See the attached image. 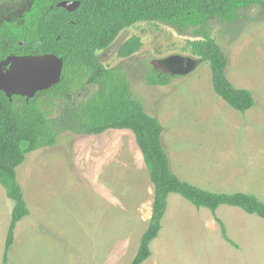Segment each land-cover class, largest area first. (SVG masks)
<instances>
[{"label": "rangeland", "instance_id": "1", "mask_svg": "<svg viewBox=\"0 0 264 264\" xmlns=\"http://www.w3.org/2000/svg\"><path fill=\"white\" fill-rule=\"evenodd\" d=\"M32 1L0 0V26L20 21ZM238 13L233 22L211 19L207 29L227 58L229 81L253 94L255 104L243 113L215 94L209 63L190 50L189 41L200 38L194 29L137 22L96 55L105 66L121 65L131 95L158 119L173 173L212 192L243 191L264 202V7L254 4ZM2 36L5 47L12 45L7 32ZM132 36L140 48L119 56L120 45ZM171 55L193 57L198 64L165 85H150L146 73H169L158 61ZM142 159L125 129L62 132L53 145L27 153L16 168L17 181L31 194L30 207L35 205L33 214L43 226L32 214L16 223L7 264H130L153 201ZM41 201L48 204L44 209ZM7 207L11 212L13 201L0 184V264ZM213 215L170 193L151 254L140 264H264L263 218L219 205L215 215L228 241Z\"/></svg>", "mask_w": 264, "mask_h": 264}, {"label": "trees", "instance_id": "2", "mask_svg": "<svg viewBox=\"0 0 264 264\" xmlns=\"http://www.w3.org/2000/svg\"><path fill=\"white\" fill-rule=\"evenodd\" d=\"M60 1L33 0L20 21H4L0 26V60L9 54L52 53L63 61L60 81L29 99L13 95L10 100L0 90V184L13 201L3 264H7L16 223L29 214L16 168L27 153L53 145L62 132L93 135L107 129H125L133 133L153 186V201L148 226L130 264H140L150 256L149 244L161 228L170 193L180 194L196 207L210 209L228 241L225 225L215 215L219 205L239 207L264 219V202L255 194L212 192L173 173L158 119L131 95L121 65L105 66L96 55L122 29L137 22L160 21L180 32L194 29L200 38L189 41L190 50L200 61L209 63L215 94L243 113L255 104L253 94L229 81L225 73L227 58L207 25L213 18L233 22L240 9L254 4L264 7V0H78L80 4L73 11L57 7ZM2 32L13 40L9 47L3 45ZM141 44L132 36L117 53L130 56ZM172 77L159 71L146 73L150 85H165ZM54 105L56 111L51 108Z\"/></svg>", "mask_w": 264, "mask_h": 264}, {"label": "water", "instance_id": "3", "mask_svg": "<svg viewBox=\"0 0 264 264\" xmlns=\"http://www.w3.org/2000/svg\"><path fill=\"white\" fill-rule=\"evenodd\" d=\"M79 4L78 0H63L56 6L73 11ZM158 64L172 75H184L196 68L198 59L171 55L159 60ZM62 66V58L52 53L8 55L0 60V90L10 100L13 95L29 99L38 91L56 85L61 78Z\"/></svg>", "mask_w": 264, "mask_h": 264}, {"label": "crops", "instance_id": "4", "mask_svg": "<svg viewBox=\"0 0 264 264\" xmlns=\"http://www.w3.org/2000/svg\"><path fill=\"white\" fill-rule=\"evenodd\" d=\"M143 160V159H142ZM144 163V162H143ZM147 170V169H146ZM22 189V188H21ZM153 189H151V192H150V195H152V193H153V191H152ZM22 192H23V190H22ZM23 196H24V198H25V201H26V203H27V206H28V208H29V215H31L32 214V216L34 215L33 213H34V207H35V205H34V207L33 208H31L30 207V204L31 203H34L35 201H33L32 199H31V194L30 193H23ZM43 199V198H42ZM42 199H40V200H42ZM30 203V204H29ZM152 203V202H151ZM40 208L41 209H44L48 204H45L43 201H41L40 203ZM11 205V204H10ZM12 206V205H11ZM7 210H8V207H7ZM8 214H9V220L8 221H5V223H4V228H5V231H4V239H3V252H2V258H1V264H3V255H4V252H5V242H6V237H7V232H8V227H9V223H10V219H11V212H10V209L8 210ZM34 218L35 219H39L36 215H34ZM40 220V219H39ZM41 222H42V220H40ZM33 225H34V222H33ZM42 226H43V222H42V224H41ZM36 227V226H35ZM37 234H39L38 232H36ZM9 250H10V248H9ZM9 250H8V252H9ZM8 256V255H7Z\"/></svg>", "mask_w": 264, "mask_h": 264}, {"label": "flooded vegetation", "instance_id": "5", "mask_svg": "<svg viewBox=\"0 0 264 264\" xmlns=\"http://www.w3.org/2000/svg\"><path fill=\"white\" fill-rule=\"evenodd\" d=\"M9 55H17V54H9ZM7 56H8V55H7ZM7 56H6V57H7ZM21 97H23V96H21Z\"/></svg>", "mask_w": 264, "mask_h": 264}]
</instances>
